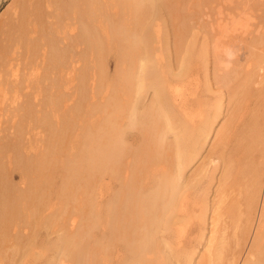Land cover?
Listing matches in <instances>:
<instances>
[{"label": "bare ground", "instance_id": "1", "mask_svg": "<svg viewBox=\"0 0 264 264\" xmlns=\"http://www.w3.org/2000/svg\"><path fill=\"white\" fill-rule=\"evenodd\" d=\"M140 1L143 0H12L5 14L3 13L0 20V242L6 243L3 247L5 254L8 253L9 246L13 247V245L15 251H18L16 250L17 244L8 243L15 236L18 237L16 235L18 227H14L15 230L11 227L12 224L15 223L17 226L18 222L26 219V213H29L27 208L29 204H32L33 207L36 202L34 199H37L35 197L39 196L41 200L44 198L45 189H49L53 181V172L58 169L57 159L54 158L58 150L54 153V150L50 149V153L54 154L50 158L54 159L46 158L45 160V153L43 154L42 151L44 145H40L44 142L40 143L42 140L39 141V139L46 136L43 137V131L39 130L42 136H38L40 134L38 131L37 134L33 132L36 134V136L34 135L35 139L31 138L30 130L37 131L43 126L53 125L55 123H52L53 120H57V116L63 112L59 111L61 108L70 109L76 94L80 92L79 96L82 95L86 87V92H84L87 93V89L90 87L88 85L91 84L88 75L91 72L89 68L91 60L95 62L96 59L98 61L103 57L105 47L108 45L105 43L109 34L113 31L117 35L120 34L125 16L134 15L141 8ZM223 27L219 26L221 32L224 31ZM210 31L212 30L210 29ZM130 33L124 39L125 45L120 47V51L116 50L118 53L120 52L117 55L119 65H117L116 75L121 81V88H126V91L124 89L122 91L125 98L124 103H117L118 99H121L118 97L117 101L113 98V101L116 102L111 108L107 105L110 108L109 111L108 107L104 105L105 109H101L105 113L106 111L111 112H107L109 115L103 113L105 116L108 115L105 123L95 127L94 133L90 131L92 135H90L91 133L87 135L89 138L92 136L89 148H87L89 152L87 149H79V153H77L79 157L73 159L67 157L70 159L66 163L63 160L62 169L64 170L66 164L69 165V169L65 179L62 176L60 191L63 192L68 186H71L76 180L75 176L81 175L85 177V180L88 179V181L84 180V183L88 184L85 189L81 186L84 189L82 193L85 197L84 200L80 198L84 203L80 207L86 212V216L83 218L84 222L80 224L76 219L78 227L75 228L77 225L74 224L72 228L75 229L69 231L67 228V232L66 229V231L63 230L66 228V223L63 221L59 223V225L63 224L62 228L54 229V224L57 221H53L55 218L52 217L56 212L51 211L50 207L47 206L52 214L46 212L47 216L43 217V227L44 222L48 225L46 228L44 227L46 229L44 231L46 232L47 227L50 226L52 230L49 229V234L50 231L58 233L56 238H53L54 240L49 243V248L54 253L51 260L48 261L49 264H62L64 263L62 259L65 258H70L74 264H264V104L263 107L261 106L262 112H258L259 115L255 108H249L248 104L242 105L245 103L243 100L246 99V96L250 95L249 90L254 76L259 73L264 74V53H257L256 48L259 45L254 42L255 53L250 52L253 55V61L249 63L250 61L247 60L248 64H246L244 74L241 70L242 66H233L234 61L231 60V57L235 56L234 47L222 45L221 39L214 37L213 33L214 36L211 38L207 35L202 49L204 80L207 87L212 88L216 85L218 91H224L229 86L228 78L231 73L236 74L237 72L239 76L243 73L245 76H243L241 85L237 87L238 89H235L236 92L231 93L230 90L231 97L228 100L234 99L230 105L226 101L228 107L225 112L216 108L215 112L210 117L207 116L205 120H203L204 117H201L205 116L204 113L200 115L201 110L195 112L199 113V118H202L203 121L198 118L197 122L199 121L200 125L199 122L196 123L199 127L197 128L196 124L195 131L189 135L187 131L190 132L193 129L192 122L190 130L189 127L188 129L178 123L173 124L175 120H171L172 116H168L167 113L165 117L162 115L161 111L164 113V109L157 106L158 101L162 99V91L157 82L159 76L152 72V67L155 65L152 66L151 49L148 45L142 48L138 43L141 37L136 38V33ZM181 37L180 33H174L172 42L167 45L169 68L173 64L171 53L176 54L181 48ZM262 39V42L259 43L263 44L264 38ZM143 43L145 44V42ZM253 48L250 50L252 51ZM262 48H260L261 51ZM79 63H81V67L78 65ZM88 71L90 72L87 74ZM235 74L234 76H236ZM77 77L83 79V81L80 79V84H75L80 85L78 88L74 85ZM87 77H89L88 80ZM84 78L88 82H86L87 85L84 83ZM261 81H264V77ZM146 86H150L153 94L145 103L142 92L146 91L144 89L147 88ZM74 94L75 98L72 96ZM236 98L238 108L233 107ZM217 106L220 107L219 104ZM100 112L103 111L100 110ZM123 112L126 113L125 118L122 116ZM196 117H198L197 114ZM122 119L127 120L126 125ZM99 121L95 123L99 124ZM134 127H139L137 132H140L133 134L130 139L138 138L140 144L137 145V150L134 149L136 153L133 150L134 154L131 156L137 155L138 152L142 156H139V153L137 159L123 161V155L127 154H124L127 151L125 149L127 147L124 148L128 134L127 129L131 130ZM89 130L91 129L89 128ZM55 132L57 133V131ZM166 133L173 135L172 142L165 141ZM77 134L81 135V133ZM56 135L54 138L59 136ZM56 138L55 140L59 144L55 145L56 141H52L54 146L60 147V144H65L60 143ZM61 138L62 141L67 139L66 137ZM33 140L32 146L31 141ZM44 140L46 141V138ZM245 141L249 142V149L248 146L246 147L247 142L245 143ZM244 146V151L251 150V154L249 152V155H246V159L249 161L247 164L242 162L244 159L241 160V158L243 157H238L240 154L238 151H243L242 147ZM62 147L60 148L63 150ZM153 148L156 150H152ZM205 148L207 151L204 150ZM129 149L132 150L130 147ZM66 150L68 152L69 149ZM203 150L206 153H203ZM255 150L260 152L259 157L253 155ZM227 151L229 152L227 153ZM47 153L50 155L49 152ZM146 153L147 155H145ZM166 153L169 154L166 155ZM240 160L241 163H239ZM242 163L246 166L243 174L246 175L243 179L245 182L242 180V186L239 189L242 199L236 202V205L229 202L235 209V215L231 222V224L233 223L232 237L227 242L226 228L221 225L220 207L223 201L228 198V193L226 195L224 192L227 191L225 189L228 184L230 183L231 187L240 184L238 175L241 177L242 175L238 172L243 167L240 168ZM210 164L214 165L212 171L208 169ZM66 168L64 172L67 171ZM47 170L51 172L48 173ZM217 170L218 174L215 175ZM107 171L110 172L107 173ZM31 173L34 174L33 177L30 176ZM106 174L110 178L115 177L116 182L119 181L116 183L114 180L116 187H110L112 183H107L109 188L103 186L106 183L97 184L98 177L102 176L104 179L103 176ZM116 176H119V179ZM16 178L19 182L14 184ZM213 181L216 186L211 199L209 193L211 192L210 184ZM80 188L79 191H81ZM69 190L64 193L68 194ZM95 190L99 191L100 197H102L100 202L97 200L99 196H96ZM35 191H40L43 197L38 192L36 196L33 195L32 192ZM229 194L231 195L230 192ZM57 196L59 197L58 194ZM67 196L65 198H68ZM235 198L237 199L238 196ZM41 200H37L32 212L37 207L39 208L38 204L42 202ZM68 204H70L69 201ZM30 206L28 209L32 208ZM38 208L35 212L41 214L42 212ZM73 209L75 208L73 207ZM74 212L76 213V211ZM37 217L40 216L37 215ZM196 217L201 219L198 226L199 233L196 232L198 239L197 243L193 242L195 245L190 246L193 244L191 241L188 243L190 238L186 240L182 237L186 233L187 224L190 222L193 224ZM10 228H12L13 236L15 235L13 239V236H10ZM195 230L197 228L193 231ZM36 233L39 234V232ZM36 233L35 235H37ZM30 236H27L30 243L27 240L24 241L22 234L23 241L18 239L22 243L27 241L28 245L30 244L29 247L25 244L27 247L24 249L28 250L29 248L30 250L31 245L37 241L34 239L35 242L32 244L33 240L32 243L30 240L33 237ZM43 239L42 241H44ZM42 241L39 238V242L42 243ZM92 241H95L96 245ZM22 243L19 247L22 246ZM46 245L48 242L43 244L44 247ZM187 245L190 246L189 250L184 249ZM241 247H245V251L239 259ZM10 249L12 250V248ZM36 249L39 248L36 247ZM11 250L9 251L11 252ZM37 252L39 254L40 250ZM14 255L18 256L19 254L15 252ZM5 256L3 255V257ZM59 256L62 259L57 262L56 258ZM5 259L7 260L8 257Z\"/></svg>", "mask_w": 264, "mask_h": 264}, {"label": "rangeland", "instance_id": "2", "mask_svg": "<svg viewBox=\"0 0 264 264\" xmlns=\"http://www.w3.org/2000/svg\"><path fill=\"white\" fill-rule=\"evenodd\" d=\"M11 2H12V0H0V20L3 17V13L5 14L7 8L10 6ZM139 5H141L140 6L141 8H139V10H138L139 12L137 11L135 13L136 15L134 14L135 16L132 15L134 18L130 14H128L129 17H127L128 15L125 16V19H124L125 22H123L122 30H121V32L119 31L121 35L119 33H118L119 35H117L115 31H113L114 33L111 32V34H109L108 37L110 39L108 38L107 41L108 40H110V41L108 43L106 41L105 45L108 44L107 45L108 47L106 46L105 47V51H104V54L107 57H105L104 54H103V57L100 60L96 61L97 60L96 59L95 62H93L94 60H91L92 62L90 61L91 63L89 64L90 65L89 68L91 69L90 70L91 72L88 71L87 74L90 72L88 75L90 76V80L91 81L90 80L89 81H90L91 84L88 85V87L89 86L90 87L88 88L89 90L87 89V93H85L87 87L84 90L85 92L83 91L82 95H80V96H79L80 92H79V94L78 93L76 94V92H75L76 98H75V94L72 95L75 98V100H73V97H72V100H73L72 102L73 103H71V105H73V106L70 105V109L68 108L66 110L61 108L59 111H63V112L62 113L59 112L60 113V114L58 113L59 115L57 114L59 116V118L57 116V120H53L52 123H54V122L55 123L53 125L51 124L52 126L51 125L49 127L45 126L46 128L43 126L45 128V130H44L43 127L41 129H37V131L30 130L29 133L31 134V138H34L36 136V134H37L36 132H38L39 130L43 131V132L41 131L42 133H44L43 137L46 136L44 138H40L39 139V141L42 140V141H40V143L44 142L43 144H40V145H44V147L42 148L43 149L42 150L43 154L44 153L46 154L47 152L50 153V149H51V151L54 150L53 151L54 153H55L56 150L60 151V152L57 151V155H56V153L54 155L53 152H51L52 154L50 153V155H49L47 153V156L45 157V154H44L45 160H46V158L48 160H52L54 158L57 159V160L56 159L55 160L57 161L56 163H57V166H58L57 168L58 169H57V171L53 172V181L55 180V182L53 183V181H52L49 189H45V194L43 195L44 196V198H43L44 200L43 199L42 200L39 199V196L35 197L37 199L33 198L34 202L36 201L35 204H37V200H41L42 201V202H40L38 204L39 208L37 207L39 210H41L42 213L40 212L41 214H38V213L36 214L35 211H36L37 208L35 209V211L33 210V212H34L33 213L32 209H34L33 207H34L35 204H33V207H32V204H29V206L31 205L30 207H32V208L28 209L29 208V206H28L27 210H28L29 213L28 214L26 213V219L21 221L20 223L18 222L17 226L15 225V223H13L12 224L13 226H11L13 229L18 227L17 228L18 231L15 229L16 232L18 233V234H16V232H15V234L18 236L17 238H16L15 235H14L15 236V238H14L13 233H12L13 232L12 228H10V233H11L10 236L11 237L13 236L12 239L13 238L14 239L10 240L11 237L9 236L10 237L9 238L10 242H8V243L9 244L11 243L12 245L13 244H15V245L17 244L18 247L16 246V250L19 251V249H20V251L19 252L15 251V248H14L15 246L13 245V247H11L7 243L9 248L7 250L8 253L5 254V250L3 251V249H4L3 247H5L4 245H6V243L5 242L2 243L3 241L0 242V244H1L0 249H2V250H0V264H49L48 261L51 260V256L54 255L53 250L49 248V243L52 242L56 238V235H58L57 232H53V231H50V234H49V229H51L50 226L47 227L48 234H47V231L46 232L44 231V229L48 225H46L47 223L44 222V224H45L44 227L45 228L43 227V222H42V221H44L43 217L47 216V214H52L50 212V210L51 211L54 210L56 212L55 213L56 215L54 214V216L52 217V218H55V220H53V221H57L58 222V223L55 222V224H54L55 225L54 226L55 230L58 229V228H62L61 226L63 224L59 225V223H61L62 221L64 223H66V225H65L66 228H63L64 231H66L67 228L69 229V231H71V230H73V229L78 227V223L81 224V222H84L83 218L86 216V212H85V209L80 207V206H82L84 204L83 201L81 202L80 198H83L82 200H84V198H85L84 194L82 192H84L85 187L88 185L87 182L84 183L85 181H88V179L85 180L84 179L85 177H82L81 175H78V177L75 176L76 180L73 179L74 182L71 185L72 188H71V186H68L67 189L65 188L66 190H64L62 192V191L59 190L60 187H61L60 182L63 180V178L65 179L66 174H67L68 169H69V165L66 164V166H65V168L67 167L66 168L67 171H65L66 173L64 172L65 168L63 170L62 166H63V162L64 161L66 163L67 161H69L70 158L73 159V158L79 157V154L77 155V153H79V149L80 150L81 149L86 150L87 148H89V142H90L92 136H90V138H89V136H87V135H89L91 132L94 133L95 127L97 128V127L101 126V124L105 123L106 118L109 115L108 113L111 112V111L110 112H108V111L110 110V108L114 104V102L117 101L118 97L121 98V99H118L117 103H120V104L124 103L125 98L123 96L124 93L122 91H123V89H124V91H126L125 90L126 88H123V89L121 88V81L118 80V77L116 75L117 65H119L118 59H117L118 58L117 55L120 54V52L118 53V51H116V50L120 51V47L122 45H125L126 42H125L124 39L127 37V35L131 34L130 32L136 33L137 36H136V34H134V35L136 36V38L141 37L140 40L143 38L142 41L145 42V44L142 41L140 43V40H138V43L140 44V46H142V48L145 45L146 46L148 45L150 47V49H151V53H150L151 56L150 57H151V59H153L152 60L153 61L152 66L155 65V67H152L153 68L152 72H155L156 75L159 76V78L161 77V79H159V78L157 79V82L159 84L158 86L160 87V89L162 91V93H161V98L162 99H161V101H158V103H157L158 105L157 106L158 107H162L161 109H164V113L161 111L162 115H164V117H165V115L167 113L168 116H172L171 120H173V121L175 120L174 121L175 123L173 122V124L178 123L179 125L186 126L187 128L189 127L190 130L193 128L194 130L193 129L191 131L189 130L190 132L187 131V133H189V135L191 134V132L195 131L196 126H197V128L199 127L198 124H197L199 121L197 122V120H199V119L202 120V118H199L200 117L199 113H195V112H198V111L201 110L202 112L200 111V115H201V113H204L205 116L202 115L201 117H204L203 120H205V119H207L206 118L207 116L210 117L215 112L216 108H219L221 111H224V112L226 111V109L228 107V106H226L227 102L230 105L231 101L234 99L233 98L231 101L228 100L231 97V93L236 92L235 89L237 87H239V85H241L242 80H243V76H245L244 75L245 74V69H246L245 67H247L246 64H248V63H246L247 60H248V62L250 61L249 63H251L253 61V58H252L253 55L250 52H253V54L255 53L254 52L255 48H253L254 47L253 46L254 42H257V44L259 45V46L257 45L258 47L256 48L257 53L258 54L259 53L260 54L264 53V52H262V51H264L263 50L264 49V43L263 44L259 43L260 41L262 42V40H263L262 38H264V36H263V34H264L263 33V31H264V0H143V1L139 2ZM137 16H138V18H137ZM233 22L235 24L234 26H233ZM136 23H138V24H136ZM237 23H238V25H237ZM219 26H221V27L224 26L223 27L224 31L221 32L219 30ZM213 27H215V28H213ZM234 27H236V28H234ZM208 28H209V32H211V33L208 32ZM210 29L212 31H210ZM134 30H136V31H134ZM127 31H129V32H127ZM174 33H176V34L180 33L182 35V37H181L182 38V45H181V48L178 51V53H176V54H172L171 53V59L173 60V62H172L173 64H171L172 65L171 66L172 69H171V67L169 68L168 54H167V50L166 49H167L168 43L170 44L172 42V39H173L172 36L174 35ZM261 34H262V38H261ZM207 35H209L210 38H211V36L220 38L222 40V41L220 40V42L224 46H229V47L232 46V47H234L233 49H234V52H235L234 53L235 56L232 55V57H231V60L233 59L232 61H234V63H235V64L233 63V66H235V65H238L240 67L242 66L241 70L243 71L244 74L239 71L241 73V76H239V74L236 72V74L234 73L237 76L236 77V76H234L233 73H231L230 77L228 78V83H229L228 85L229 86L227 87L228 89L226 88L227 90L224 89V91H221V90L218 91L219 89L217 90V87H215L216 85L212 86V88H209V87H207L206 81L204 80V71H203V69H204V66H203L204 65L203 64L204 57H203L202 49L204 47L205 38L207 37ZM144 40H147V41H144ZM148 42H149L150 45L148 44ZM119 44H120V46H119ZM250 44H252V45H250ZM261 47H263L262 51L260 49ZM117 48H119V49H117ZM251 48H253L252 51L250 50ZM257 49H259V50H257ZM263 56H264V54H263ZM95 63L97 64V66H95L96 65ZM80 64L81 63H79L78 65H80ZM80 67H81V65H80ZM241 77H242V79H241ZM262 77H264V74H262V73H259V74L254 76V78L251 81V86H250V90H249L250 95H247L246 99L243 98V99H245V100H243V102H245V103H242L243 106L245 104H248L249 108H251V109L255 108L256 111L258 110L257 113L258 112H260V113L262 112V110H263L262 107H263V104H264V81H261ZM88 78L89 77H87V80H88ZM80 79L81 78H78L77 80H75L74 81V85L77 84V83L80 84ZM81 80L83 81V79H81ZM87 80L85 79V81H84L85 84H86ZM112 81H114V82L112 83ZM92 83L95 84V85H93ZM77 85H75L76 88H78L80 86V85L79 86H77ZM115 85H117V86H115ZM194 85H195V87H194ZM93 87H94V89H93ZM146 87L147 88L149 87V88L148 89L144 88L146 91L143 90L145 93L142 92V95H144V97H145L144 98V102L145 103H146V100L148 98H150L152 96V94H153V90L150 88V86H146ZM113 89H115V90H113ZM191 90H193V91L195 90V91L193 92ZM230 90H231V93H230ZM115 92H116L117 96L114 95ZM120 92H122V93H120ZM192 92H193V94H192ZM219 92H221L222 94H220ZM85 94H87V95H85ZM221 96H222V98H221ZM243 96H244V94H243ZM83 97H84L85 100L83 99ZM219 97H220V99H219ZM107 98H109V99H107ZM113 98H115L116 101H113L114 100ZM78 99H79V102H78ZM82 99H83V101H82ZM241 99H240V102H242ZM236 100H237V98L234 101L235 103H233L234 104L233 107L236 106V104H237L238 100L237 101ZM107 101L108 102L110 101V103H107ZM119 101H121V102H119ZM217 104H219L220 107H218ZM104 105L106 107H108V106L110 107V108L109 107L107 108L108 111H106V113L104 112V110H102V109H105V107H103ZM221 106H222V108H221ZM236 107L238 108V105ZM236 107H234V108H236ZM190 108H191L192 111L190 110ZM69 110L70 111L72 110V111L70 112ZM100 110L103 111V112H100ZM126 110H127V107H126ZM189 110H190L191 113L188 112ZM124 112L122 113V116H124L123 118H125V114H126V113L124 114ZM168 112H171L172 114L168 113ZM236 112H237V110H236ZM66 113H67V115H65ZM103 113L108 114V115L105 116V114H103ZM61 114H62V116H61ZM188 114L190 115V117H189ZM196 114L198 115V117H196ZM71 115H73L74 117L71 116ZM77 115H79V116H77ZM258 115H259V113H258ZM191 116H192V118L194 117L196 119H194V118L192 119ZM66 117H69L70 119L66 118ZM162 120H164V119H162ZM97 121H99V124L95 123ZM122 121H123L124 124H125V122L127 124V120L126 119H122ZM61 122H62V124H61ZM191 122L193 123V125H192ZM165 124H166V122H165ZM85 125H86V127H85ZM199 125H200V122H199ZM89 128L91 130H89ZM50 129H51V131H50ZM138 130H139V127H134L131 130L127 129V133L128 134L126 136L127 140L125 141L127 143V146H125L126 143L124 145V148L127 147V148H125V149H127V151H125L124 154H126V153L127 154L123 155V157H124V158H122L123 161H129V160L131 161L133 158L135 160V159H137V156L140 153V152H138L137 155H135L136 157L135 156H131L134 153H136L135 151L138 149L137 145L140 144L139 143L140 140L138 138H136L134 140H132L130 138H131V136L133 134L135 135V133L139 134L140 131L137 132ZM55 131H57V133ZM63 131H64V133H63ZM33 132L36 133V134H33ZM41 132L38 135L39 137L42 136ZM46 132H48V133L46 134ZM77 133H81V135L77 134ZM92 133L90 135H92ZM48 134H49V136H48ZM56 134L59 135V136L64 134L61 137H63V138L66 137L67 139H63V141H62V138L57 136ZM55 135L57 136V138L56 137L55 138L57 140H59L60 143H65L66 144L67 147L65 146V144H60L61 146L59 145L60 147H62V145H63V147H62L63 150L60 147H58V146H54V143H55V145L59 144V142L56 141L55 138H54ZM166 135H165V138L166 137L167 138H166V140L165 139L164 140L167 143L168 142H172V139H174L173 135L171 133H169V134L166 133ZM86 137H88L87 140H86ZM45 138H46L47 142L44 140ZM48 138L51 139V140H49ZM58 138H60V139H58ZM81 139H82V141H81ZM136 140H138V141H136ZM50 141L51 142L52 141H56L57 144H56V142H54V143L52 142L53 143V145H52V143ZM31 143H32V146H33L34 140L31 141ZM129 143H131V144H129ZM245 143L247 144V145L245 144L246 147L248 145H250L248 141H245ZM82 146H85V147H82ZM129 147L132 148V150L129 149ZM44 148H46V149H44ZM135 148H136V150H134ZM208 148H209V146H208ZM243 148H245V146L242 147V150H243ZM249 148L250 147L248 146V149ZM66 149H69L68 152H67ZM87 150L89 152V149H87ZM133 150H134V153H133ZM152 150H156V149L153 148ZM204 150H206V148ZM204 150H203V153H206ZM245 151H247V150H245ZM245 151L244 150L243 151H238V153L240 152L241 155L245 154L244 156H241L238 153H236V154H238V157H243V158H241V160L244 159L242 162L243 163L246 162V164H247V162H249V161H247L246 155H249L248 153L251 150H249V152L248 151L245 152ZM258 151H260V150H258ZM167 152H169V151H167ZM228 152L229 151H227V153ZM66 153L68 154V156H67ZM169 153H166V155L169 154ZM250 154H251V152H250ZM51 155H54L55 157L51 159L50 158ZM145 155H147V153ZM253 155L255 157L256 156L259 157L260 152H257L255 150L253 152ZM59 156L62 157V158H58ZM139 156H142V154L140 153ZM67 157H70V158L67 159ZM245 159H246V161H245ZM241 160L239 161V163H241ZM54 164H55V162H54ZM242 164H240L241 165L240 168L243 166L241 168L242 170L239 169L240 173L238 172V174L242 175V177L240 175H238V181H239L240 184L234 185L232 187L230 186V183L228 184V186L225 189L228 192L224 191L226 193V195L228 193V198H227L226 195L224 196L225 199L227 198V200H226L227 202L223 201V203L221 204V207H220L221 211L219 210L221 212L220 213L221 214V217H220L221 225L226 228L225 236H226V241L227 242H228V239L230 241V238L232 237V233H233L232 225H233V223L231 224V222L233 221L234 215H235V209H234V207H232V205L229 204V202L230 203L232 202V203H234L236 205V202H238V201H240L242 199L241 198V194H240L241 190L239 191V189H241L240 188L242 186L241 182L244 181L243 180L244 176H246V175H243L245 170H246V166H245V164H243V165ZM213 168H214L213 164H210L209 167H208V169H210V171H212L211 169H213ZM243 168H245V169H243ZM241 171H243V172H241ZM47 172L49 173L51 171L47 170ZM109 172L110 171H107V173H109ZM216 174H218V170H217V172L215 171V175ZM30 176L33 177L34 174L31 173ZM62 176H63V178H62ZM103 177H104V179L102 178V176H101V178L98 177L99 180L97 179V181H96L98 185H100L103 182V183H106L103 186H105V187L108 186V188H109V185L107 183H109V184L112 183L110 185V187H116L115 186L116 183L119 182V181L116 182L117 179H115V177L114 178H110L109 175L107 176V174H106V176L104 175ZM118 177L119 176H116V178H118ZM114 180H115L116 183L114 182ZM18 182H19V180H18V178H16L13 183L17 184ZM214 183L215 182L213 181L210 184L211 188L209 187L210 191H211V192L209 191L210 192L209 195L211 196V199L213 197L212 192H213V190H214V188L216 186V185H214ZM79 186L80 187L83 186L84 189H83V187L80 188ZM79 188H80L81 191H79ZM96 188L99 189V187H96ZM68 190H69V192H68V194H66ZM96 190H95V194L97 192L96 196L97 197L99 196V198H97V200H99V202H100L101 201L100 198H102V197H100L99 191H96ZM37 192L40 193L39 194L40 196H42L40 191H37ZM37 192L36 191L32 192V194L34 193L33 195L36 196L38 194ZM64 192H66V193H64ZM229 192L231 193V195L229 194ZM57 194L59 195V197L57 196ZM66 196L68 198H65ZM75 196H76V198H75ZM235 196L236 197L238 196V198H240V199H238V198L236 199ZM64 198H65V200H64ZM225 199H223V200H225ZM67 200L69 201V203L71 205L68 204ZM32 202H33V200L31 199V203ZM45 203H46V205H45ZM56 204H58V206H56ZM76 204H78V205H76ZM50 205L53 206V207H51ZM235 205H233V206H235ZM47 206L50 207V210H49V208ZM75 206L77 207V209H76ZM67 207H68V209H67ZM73 207L75 209H73ZM78 207H80V208H78ZM65 208L67 209V211H66ZM29 210H31V211H29ZM82 210H84V212H81ZM74 211H76V213ZM30 212L33 214V216H32V214L30 215ZM46 212H47V214H46ZM67 212H68V214H67ZM34 214H36L35 215L36 217L34 216ZM37 215L40 216V217L42 216V217L41 218L37 217ZM32 217H35V218L32 219ZM58 217H60V218L58 219ZM46 218H49V217H46ZM62 218H65V219L62 220ZM80 218H82L81 220H83V221H81ZM40 219H42V220L40 221ZM76 219L79 220L78 223H77ZM222 220H224V221L222 222ZM71 221H73V222L71 223ZM200 222H201V219L199 217H196L193 220V224L191 222H190V224H187V226L185 228L186 229V233L184 234L182 239L186 238V240H187L189 238L190 239L192 238V240H190V239L188 240V243H190V241L192 243L193 242L197 243L196 241H197L198 238L196 236L199 233L198 226L200 225ZM74 224H76L77 226L75 228H72L74 226ZM57 226H59V227H57ZM30 227H31V229H30ZM188 227H189V229H188ZM38 228L41 231H39ZM41 228H43V229H41ZM70 228H72V229H70ZM192 228H193V230L195 228H197V230L193 231ZM32 231H34V232H32ZM36 232H39V234L36 233ZM67 232H68V230H67ZM196 232H198V233H196ZM35 233L37 235H35ZM21 234H22V238L24 239V241L27 240L28 242H29V238L27 236L31 235L30 237H33V235H35L33 237V239L31 238V240H30L31 243H32V240H33L32 244H34V242L37 240L34 245H31L32 246V247H30V250L32 249L31 251L29 250V248H28V250H27V248L24 249V247H27V246H25V244L28 245V242L27 241H26V243H24V242L22 243L21 242V241H23V239L21 238ZM49 236L52 239H49L50 238ZM186 236H188V237H186ZM46 237L48 238V240H47ZM19 238H20V240L21 239L22 240L21 241L18 240ZM39 238H40V241H42V239L44 241H42V243L39 242ZM34 239H35V241H34ZM45 240H47V241H45ZM193 240H195V241H193ZM18 241L20 242V244H18L19 243ZM47 242H48V245H46L44 247L43 244H47ZM92 242H94L95 243L94 245H96L95 241H92ZM21 243H22V246H20L21 247L20 248L19 245H21ZM99 243H100V241H99ZM194 243L190 244V246L191 245H195ZM38 244H40L39 247H38ZM29 245H28V247H29ZM188 245L184 249L189 250L190 246H188ZM36 247L39 248V249H36ZM47 247H48V249H47ZM10 248H12V250L14 251L13 252L14 254L16 252V254H19L18 256H20V255L21 256L20 257L15 256L12 253V250ZM40 248H42V249H40ZM44 248H45V250H44ZM35 249H36V252H35ZM9 250H11V252ZM37 250L38 251L40 250L39 254H38ZM244 251H245V247H241V252H240V254L238 256L239 259L241 258V256L244 253ZM9 253H10V256H9ZM33 253H35V254H33ZM3 255L4 256L6 255L5 257H8V259L6 260L5 257H3ZM60 257L61 256L56 258L57 262H58L59 259H62ZM4 259H5V261H4ZM62 260L64 261V263H62V264H74L73 261L70 258L69 259L65 258V259H62Z\"/></svg>", "mask_w": 264, "mask_h": 264}]
</instances>
